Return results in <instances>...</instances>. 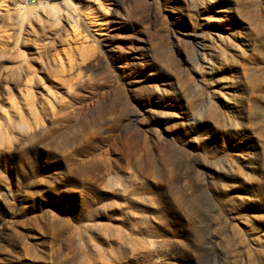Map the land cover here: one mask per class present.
<instances>
[{
	"label": "rangeland",
	"instance_id": "rangeland-1",
	"mask_svg": "<svg viewBox=\"0 0 264 264\" xmlns=\"http://www.w3.org/2000/svg\"><path fill=\"white\" fill-rule=\"evenodd\" d=\"M71 1L72 69L0 18V264H264V0Z\"/></svg>",
	"mask_w": 264,
	"mask_h": 264
},
{
	"label": "bare ground",
	"instance_id": "bare-ground-1",
	"mask_svg": "<svg viewBox=\"0 0 264 264\" xmlns=\"http://www.w3.org/2000/svg\"><path fill=\"white\" fill-rule=\"evenodd\" d=\"M97 0H83L84 2V9L86 10H90L92 8L91 5H93L94 3H96ZM122 2H125L126 0H121ZM144 1V0H143ZM168 0H166L167 2ZM170 1V0H169ZM98 2V1H97ZM186 3V7L187 9L185 10V13L187 16H192V15H198V4L193 1V0H185L184 1ZM11 3V5H10ZM92 3V4H90ZM39 4V3H38ZM76 5L74 6V3H72L71 0H60L58 2H54V1H49L46 2L44 1V3H40V5H35V6H25V5H18L15 3H12L10 0H0V18H2L5 22L11 24V27H17L21 24H23V26L26 27V31L30 32L29 30L32 31V29H35L36 27L39 28V30H41L44 33V40L42 41L44 47H48L51 48V46L54 45H58V46H66L67 47V51L64 53L63 57L61 58L59 56L60 52H53L54 53V57L51 59V63L55 64L56 63V67L60 68V69H64L65 67L67 69H72V67H74L75 64V59H73V55H71L68 50L70 49V46L72 45L71 42V37L70 35H75V30H77V13L75 12V8ZM105 8V7H104ZM61 12H60V11ZM142 10V9H141ZM152 11V10H151ZM60 12V13H59ZM148 13V12H147ZM156 13V12H155ZM62 15V17L60 18L59 15ZM152 14V13H151ZM148 15V14H147ZM156 15V14H155ZM151 17H153V15H150ZM158 16V15H157ZM77 17V18H76ZM121 17V16H120ZM64 19V24H66V27L68 28H62L61 27V22L60 20ZM81 19V18H80ZM147 19V18H146ZM153 19V18H151ZM157 20V19H154ZM62 21V20H61ZM107 18H104L101 20V22H106ZM100 22V23H101ZM13 23V24H12ZM153 23V21H152ZM156 23V22H155ZM20 24V25H19ZM154 24V23H153ZM151 24V25H153ZM62 25V26H63ZM98 27H102L99 26ZM63 29V30H61ZM70 29V35L69 33H67V30ZM86 30V29H85ZM98 30V29H97ZM19 32V31H18ZM62 32V33H61ZM27 33V32H26ZM78 33V32H77ZM88 33V32H87ZM89 34V33H88ZM200 33L196 32L194 33V36H196V48H195V53H194V58L198 59V60H202L203 62H206L207 64L210 63V58L207 57V53L204 51V48H209V46L215 44V42H217L218 40L220 41V37H222V35H220L219 33H217L215 36H211L209 37L207 36H203V35H198ZM202 34V33H201ZM29 35V34H28ZM43 35V34H42ZM32 36V35H31ZM82 36V35H81ZM30 37V36H29ZM78 38V36H75ZM80 37V36H79ZM84 38V37H83ZM92 38V37H91ZM223 38V37H222ZM71 39V40H70ZM89 40V39H88ZM222 40V39H221ZM77 41V40H76ZM208 41L210 44H207ZM16 42V40H15ZM79 42V41H78ZM80 43L84 44L86 43L85 39H81ZM16 44V43H15ZM14 44V46H15ZM24 46H26V49L29 48L28 42H25L23 40L22 43ZM21 44V45H22ZM39 45V44H38ZM41 45V44H40ZM40 45L38 47L36 46H32V51H36L40 53ZM216 45V44H215ZM23 46V47H24ZM218 46V45H217ZM76 47V46H74ZM141 49L145 48L143 46H139ZM43 48V46H42ZM64 48V47H63ZM82 48V46H81ZM15 49V47H14ZM89 49V48H88ZM87 49V50H88ZM213 49V48H212ZM65 50V49H64ZM22 51V50H21ZM43 51V50H42ZM62 51V50H61ZM77 51V50H75ZM213 51V50H212ZM19 51H17L18 53ZM26 52V51H25ZM46 52V51H45ZM44 52V53H45ZM16 53V54H17ZM20 53V52H19ZM48 53V52H47ZM63 53V52H62ZM77 53V52H76ZM86 53V52H85ZM12 54V53H11ZM33 54V53H32ZM49 54V53H48ZM78 54V53H77ZM211 55V53H208ZM50 55H52L50 53ZM200 55V58H199ZM77 56V55H76ZM75 56V58H76ZM3 57L2 55H0V58ZM7 57V56H6ZM5 57V58H6ZM113 57V56H112ZM32 58V57H31ZM44 58V57H42ZM79 58V57H78ZM81 58V57H80ZM131 58L135 59V54H131ZM130 58V59H131ZM222 58V57H221ZM114 59V58H113ZM131 59V60H132ZM194 59V60H195ZM4 60V59H3ZM23 60V59H22ZM38 62V61H37ZM36 62V63H37ZM97 62V61H96ZM99 62V61H98ZM223 62V61H222ZM35 63V65H36ZM122 63V62H121ZM125 63V65H127V67L129 68L132 63L131 61H127L125 59V61L123 62ZM33 64V63H32ZM94 66H98V63H94ZM135 64V63H134ZM90 65V64H89ZM76 67V66H75ZM99 67V66H98ZM56 68V70H57ZM92 68V67H91ZM36 69L41 72L42 69H44V65L40 64L38 67H36ZM74 69V68H73ZM76 69V68H75ZM78 69V68H77ZM212 69V68H210ZM28 70V69H27ZM84 70V69H83ZM88 70V69H87ZM90 70V69H89ZM94 70V69H93ZM91 70V71H93ZM85 71V70H84ZM21 73V72H20ZM128 73V72H127ZM70 74V73H69ZM23 76V74H22ZM21 74H16V76L12 77V80L18 79L22 85H24V89L23 91L18 90V95L19 98L22 99V101L24 103L27 104V106L32 107L34 102L32 101L30 103V101L33 99V97H35L34 91H33V87H36V83H41L43 82L44 77L42 75H38L35 72H32L30 75L27 76H23L22 77ZM129 76V75H128ZM10 81V80H9ZM42 84V83H41ZM42 87V86H41ZM43 90V89H42ZM36 93V92H35ZM31 99V100H30ZM10 104V103H9ZM106 105V104H105Z\"/></svg>",
	"mask_w": 264,
	"mask_h": 264
},
{
	"label": "built area",
	"instance_id": "built-area-1",
	"mask_svg": "<svg viewBox=\"0 0 264 264\" xmlns=\"http://www.w3.org/2000/svg\"><path fill=\"white\" fill-rule=\"evenodd\" d=\"M19 3L24 4V5H34L38 4L47 0H17Z\"/></svg>",
	"mask_w": 264,
	"mask_h": 264
}]
</instances>
